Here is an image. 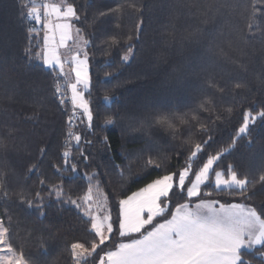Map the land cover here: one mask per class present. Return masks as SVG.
<instances>
[{
    "label": "trees",
    "instance_id": "16d2710c",
    "mask_svg": "<svg viewBox=\"0 0 264 264\" xmlns=\"http://www.w3.org/2000/svg\"><path fill=\"white\" fill-rule=\"evenodd\" d=\"M65 1L78 7L76 23L89 41L85 98L93 122L91 129L81 122L74 133L91 146L81 142L79 148L54 94L63 77L26 54L39 47L38 33L26 38V0H0V220L17 253L29 264H75L71 244L93 239L82 205L89 186L118 201L120 192L130 195L165 168L186 166L189 149L202 141H209L205 153H223L217 169L226 172L231 164L238 178L253 181L246 201L229 194L235 189L216 191L211 182L202 188L211 193L204 198L264 206V121L257 120L250 136L236 135L244 112L264 105V14L253 16V0ZM108 9L118 11L100 15ZM110 34L121 43L113 45ZM128 44L133 51L124 61ZM203 100L210 101L208 109ZM160 117L166 122L158 123ZM199 161L191 158L192 167ZM53 184L62 189L59 199ZM173 201L185 202L180 196ZM241 251L252 264H264L261 247Z\"/></svg>",
    "mask_w": 264,
    "mask_h": 264
},
{
    "label": "snow or ice",
    "instance_id": "6c2138e0",
    "mask_svg": "<svg viewBox=\"0 0 264 264\" xmlns=\"http://www.w3.org/2000/svg\"><path fill=\"white\" fill-rule=\"evenodd\" d=\"M136 2L142 4V0ZM257 3L262 7L258 9ZM133 7L135 8V4ZM24 8L26 17L36 24H41L44 29L42 49L36 52L32 48H27L26 54L38 57L45 69L58 70L57 78L66 76L58 49L64 47L70 38L72 29L70 21L81 19L78 7L72 2L57 6L46 2L37 5L35 0H30ZM116 11L118 9H108L107 12L101 11L100 15L106 16ZM257 11L264 14V0H253V16ZM140 15L143 13L140 12ZM53 16L57 21L64 22H53L51 19ZM84 19L87 20V16ZM35 31L34 28L28 29L26 38H32ZM76 31L79 33L80 29ZM108 38L113 45L121 43L116 34H110ZM126 38L130 41L133 37L129 35ZM82 43L87 45L89 41L83 39ZM132 51V45L128 44L122 59L127 61L129 58L127 53ZM73 62L75 82L69 85L73 115L75 110L79 109L81 116L86 117L87 128L91 129L93 113L89 101L85 99V91L90 87L87 52L83 53V59L73 57ZM240 86L236 85L237 88ZM219 90L222 92L223 87L220 86ZM54 94L60 97L61 104L66 103L58 83ZM209 105L210 101H201L202 108L208 109ZM166 119L160 117L157 122L164 123ZM257 120L264 121V105H261L259 110L249 108L244 112L243 122L236 133L237 137L250 136ZM107 123L112 124V119L109 118ZM74 140L78 148L81 142L91 146V142L82 140L79 133L74 135ZM208 144L209 141H202L195 145L194 151L189 149L191 157L188 158L186 166H182V170L175 172L165 168V174L153 178L130 195L120 192L119 195L124 198L118 201L113 200L114 194L109 192L104 202L97 203L96 208L91 209L92 196L89 188L88 194L83 197V201L88 204L84 214L89 217L93 239L91 243L71 244V255L75 264H252L251 260L243 257L241 250L257 245L264 249V206L257 208L246 203H222L204 198L205 195L210 197L211 193H202L201 188L206 186V182L210 181L213 174L216 191L235 189L237 191L229 194L238 195L245 201L251 199L249 185L253 184V181L247 178H238L235 166L231 164L226 166L228 178H225V172L217 170L218 161L223 153L220 151L215 154L205 153ZM39 155L46 156V149L40 148ZM62 156L64 167L67 168L69 151L65 150ZM198 156L199 166L193 168L190 160ZM81 157L85 163L88 162L89 156L84 152H81ZM152 163L153 161H148V164ZM52 167L57 169V173L61 171L55 164ZM70 167L73 172L77 170L75 163ZM155 167L161 169L165 166L156 163ZM259 180L264 183V175H261ZM43 183L42 180L41 184ZM52 188L59 199L62 196L61 187L53 184ZM36 196L39 197L40 193L37 192ZM176 196H180L185 202L174 203L173 197ZM192 198H196L198 202L193 204ZM68 202L81 208V204L71 197ZM113 211L116 212L115 218L112 215ZM7 233L8 228L0 223V245L3 246L0 253L6 250V254L0 255V264H29L23 253L18 254L8 242ZM258 255L264 258V251Z\"/></svg>",
    "mask_w": 264,
    "mask_h": 264
},
{
    "label": "rangeland",
    "instance_id": "374dc122",
    "mask_svg": "<svg viewBox=\"0 0 264 264\" xmlns=\"http://www.w3.org/2000/svg\"><path fill=\"white\" fill-rule=\"evenodd\" d=\"M48 3L60 6V5L65 4L67 2L65 0H49ZM51 19L55 23L64 22L62 20L57 21L55 16H53ZM70 23L72 24V29L70 31V38L66 41L64 47L58 49V54L60 55L61 61L64 63V66H65V69H64L65 73H67L66 76H62L63 80L61 81V83H64V85L66 84L65 88H64V94H66L65 98L67 97V99L69 101L68 105H62L63 107L66 108V115H67L69 109L70 110L73 109V106H72L71 100H70L71 92H70V88H69V85L71 83L75 82V74L72 71V68L75 66L74 62H73V57H78L80 59H83V53L87 52V54H88V71H89V64H90L89 53H88V50H87V45H84L82 43L83 39H86V38L81 32L77 33L76 29H79V28H78V25H77L75 19L71 20ZM43 36H44V29L40 33L35 35V38L38 41V46H39L38 47V52L43 47ZM57 40H59V34L58 33H57ZM36 59H37L38 62H40L42 64V62L40 61V59L38 57H36ZM56 71H58V70H56ZM80 87H82V86H80ZM86 91H85V93H86ZM76 110L81 115L80 110L79 109H76ZM82 121H83V124L85 126H87L86 117L81 116L80 123ZM80 123H79V125H80ZM74 132H76V130H74ZM70 133H71V130H70ZM214 167H215V165H214ZM180 170H182V168L179 169L178 171H180ZM217 170H220V169H217ZM192 178L194 179V177H192ZM225 178H228L227 171L225 172ZM214 180H215V177H214V174H213L211 179H210V181L206 182V184L211 182L214 185ZM96 187L92 186V185L89 186V188H91V196H92V200L90 202L91 203V209H95L96 206H97V203H102V202L105 201V197H104V194H103L102 190L100 188H98V187L96 188ZM214 187H215V185H214ZM202 188H203V186H202ZM202 188H201V191H202ZM87 194H88V192H87ZM82 205H83V209L88 208V204L85 203L84 201L82 202ZM91 209H89V210H91ZM0 223H2L1 220H0ZM2 247L3 246L0 245V248H2ZM259 247L260 246L257 245V246H254L253 248H259ZM3 254H6V250H5L4 253H0V255H3Z\"/></svg>",
    "mask_w": 264,
    "mask_h": 264
},
{
    "label": "built area",
    "instance_id": "2783aa9c",
    "mask_svg": "<svg viewBox=\"0 0 264 264\" xmlns=\"http://www.w3.org/2000/svg\"><path fill=\"white\" fill-rule=\"evenodd\" d=\"M45 2L48 3V0H35V3L37 5L45 3ZM29 3H30V0H26V5H28ZM25 25H26V30L34 28L36 30L34 33H39V32H41L43 30V27H42L41 24H36L34 21L28 19L26 16H25ZM65 85H64V83H61L59 85L61 90H62V92H63V97L62 98L65 99V101H66L65 104H61L60 103V97L57 96L58 99H59V103L61 105H68L69 104V101H68L67 97L65 98L66 94H64ZM73 111H74L73 109H71V110L69 109V111H68V113L66 115V122H67V124L69 126V129L71 130V133H72L71 136H73L75 134L74 130H76V128L79 126V123L81 121L80 113L77 110H75V115H73ZM69 117H71V122H69Z\"/></svg>",
    "mask_w": 264,
    "mask_h": 264
},
{
    "label": "crops",
    "instance_id": "0c3cea01",
    "mask_svg": "<svg viewBox=\"0 0 264 264\" xmlns=\"http://www.w3.org/2000/svg\"><path fill=\"white\" fill-rule=\"evenodd\" d=\"M196 202H198V201H196ZM196 202H193V204L196 203ZM233 203H236V202H233ZM217 206H218V205H217Z\"/></svg>",
    "mask_w": 264,
    "mask_h": 264
},
{
    "label": "water",
    "instance_id": "95a60500",
    "mask_svg": "<svg viewBox=\"0 0 264 264\" xmlns=\"http://www.w3.org/2000/svg\"><path fill=\"white\" fill-rule=\"evenodd\" d=\"M87 45H89V43Z\"/></svg>",
    "mask_w": 264,
    "mask_h": 264
}]
</instances>
